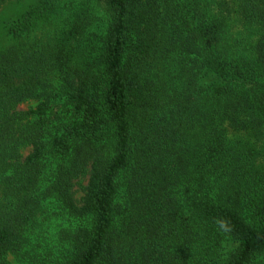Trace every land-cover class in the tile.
<instances>
[{
	"label": "trees",
	"instance_id": "trees-1",
	"mask_svg": "<svg viewBox=\"0 0 264 264\" xmlns=\"http://www.w3.org/2000/svg\"><path fill=\"white\" fill-rule=\"evenodd\" d=\"M8 24L0 264L49 201L84 223L36 264L264 262V0H38Z\"/></svg>",
	"mask_w": 264,
	"mask_h": 264
},
{
	"label": "rangeland",
	"instance_id": "rangeland-1",
	"mask_svg": "<svg viewBox=\"0 0 264 264\" xmlns=\"http://www.w3.org/2000/svg\"><path fill=\"white\" fill-rule=\"evenodd\" d=\"M80 1V0H76ZM38 2V0H8L2 7L0 13V47L6 42V33L8 28V22L10 18L19 14H22L30 5ZM97 16L103 14V10L97 4L93 7ZM17 13V14H16ZM240 30V28H237ZM250 32L247 31V34L241 33L246 36L247 39L250 38L248 35ZM37 104L36 100H30L21 104V107L24 109H28L34 107ZM30 149L27 148L24 150V155L29 153ZM88 177L83 178L81 180L80 185L75 186L77 200H80L82 195L84 194V186L87 184ZM60 207L57 205V202L49 201L46 206V217L47 220L44 222V227L38 228L39 231L30 234V238L28 237V241L24 243L22 250H20V254L10 253L7 256L8 264H36L42 263V258L47 254H52L57 249V246L60 242H62V235L64 229L69 231L73 228V226L77 227L78 225H82L84 223L82 220L76 218L73 224H69V222L65 221L61 215ZM60 214V215H59ZM45 229V236H41L39 233L41 229ZM61 239V240H60ZM62 248V247H60ZM22 251V252H21ZM24 254V255H23ZM19 255L21 258H19ZM264 262H259L261 264Z\"/></svg>",
	"mask_w": 264,
	"mask_h": 264
}]
</instances>
